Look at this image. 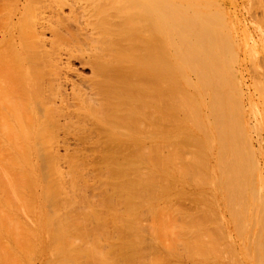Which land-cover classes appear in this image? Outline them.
<instances>
[{
	"label": "bare ground",
	"instance_id": "obj_1",
	"mask_svg": "<svg viewBox=\"0 0 264 264\" xmlns=\"http://www.w3.org/2000/svg\"><path fill=\"white\" fill-rule=\"evenodd\" d=\"M80 1L0 0L11 15L3 32L9 37L0 36L1 66L6 59L0 264H180L197 257L208 264L211 256L222 258L230 246L210 247L214 234L199 228L204 206L195 216L183 203H191L198 187L215 188L217 203L239 224L233 225L238 238L251 216L237 212L251 208L248 187L256 179L248 172L254 159H248L243 87L233 68L237 30L226 0ZM32 3L49 15L37 9L29 20L32 9L22 15L27 20L18 18ZM65 6L79 13L73 21L65 17L74 31L59 15ZM63 55L91 71L80 79L84 85L69 82V93L61 85L71 74ZM59 145L66 148L62 156ZM259 214L257 230L263 209ZM256 237L241 247L251 264L264 261Z\"/></svg>",
	"mask_w": 264,
	"mask_h": 264
},
{
	"label": "rangeland",
	"instance_id": "obj_2",
	"mask_svg": "<svg viewBox=\"0 0 264 264\" xmlns=\"http://www.w3.org/2000/svg\"><path fill=\"white\" fill-rule=\"evenodd\" d=\"M83 1L81 3L86 2V1H84V2ZM253 1H254L253 3H255L254 7L256 6L257 9L252 7V10L250 9L251 10L250 11L249 6H251L253 4L252 2L250 3V0H226L227 15L233 21V23L235 22L234 28H235V31L237 30L235 32L236 36L238 38L237 39L238 46H237V51H236L237 54H236V58H235L237 63H236V65L233 66V68L235 69V73L238 74L239 79L241 78L240 83H242L241 85L243 87V89H242L243 90V98L240 102V105H241L242 115L246 121L247 129L249 131V134L247 136L246 141H248L247 146H249V150L251 151V153L249 152L250 158H248V159H251V160L254 159L253 161L255 162V163L253 162L254 163L253 164L252 162L248 161L249 162L248 166H250L248 169V172L251 171L250 172L251 174L255 173L254 178L256 179V183L255 184L253 183L254 185H250L248 187V189L251 187L249 190H251V192H252V193L250 192V198L252 201L251 208L249 210H246L243 207H239L237 209V212H241L243 217H246V215L247 216L251 215V216H250V218H246L245 220H243L244 221L243 226L245 228L244 227H242V228L244 230V233L239 234V238H238V235L235 234L236 230H234L235 227L233 228V225L238 226L239 224L237 225V222H234L232 220V218L229 217L228 212L225 211L226 209L224 208V206L221 203H217V201L215 199L216 193L214 194V192H216L215 188H213L211 186H208L206 188L205 187H198L199 191L191 189L193 191V192L192 191L190 192L192 195L191 197L193 198L191 200V203H190V201H187L188 203L187 202L183 203L185 209H187V212L188 213L191 212L195 216L198 214L197 212L199 211L198 210L199 205L202 207L204 206L203 207L204 213L206 215L205 221H204V223H202V225L199 224L200 226L197 225L198 223H196V225L199 226V228L200 227L205 228V230H207L209 235L214 234V236L212 235V237H213L212 239H210L211 237H209V240L207 238L208 244L210 242V244H209L210 247H211V244H212V246L215 244L216 245V246H214L215 248L216 247L220 248V247H224V246L226 247L227 244L230 246V250L232 251V252L228 251L230 254L228 252H226L229 249V247H226V248L224 247L225 248L224 251L226 253L223 251V254H225L226 256L228 254V256L226 258L224 257L225 255H222L223 256L222 258L220 257L216 260V257L213 258L211 256L208 258L209 259L208 264H218V263L219 264H227V263L228 264H230V263L231 264H241V263L247 264L246 262H248V264H251V262L249 261V258L246 256V254L248 255L249 251L248 252L244 251V253L241 254V249H242L241 247L248 248L247 246H249V244L253 245L254 237L256 234H257V237L260 234V236L263 235V238H264V222H263V226H262L261 230H259V229L257 230V225L255 224V217L257 218L260 216L259 213L261 212L262 209H263V214H264V98L263 99L261 98V95L264 97V93H263V91H264V84H263L264 83V80H263L264 79V42H263V37L264 36L262 35V37H261L262 30H264V27H261V26H264V21L261 22V20H264V13H263V8H262V7H264V0H257L258 2L256 0H253ZM15 2L17 3V0H15ZM15 2H14V4H15ZM19 3L22 4V2H19ZM20 4H18L19 7H20ZM18 5H17V7H18ZM32 5H27L24 8V10L20 9V12H22V13L20 15H17L18 18H20V17L22 18V15L26 16V18H27V12H29L32 9L35 10V13H34V11H32V12L30 11L31 13L28 14V19L31 16H32V18H30L29 20L33 19V17L37 16L38 14L41 17L49 15V12H47V11H49L48 9H46V11H45V8H44V11L42 10V13H41L42 8H40V9L34 8V6H36L34 3H32ZM2 6H5L4 9ZM31 6L33 8H31ZM37 7H38V5H37ZM66 7L67 6L63 7L62 13L59 15L64 22H66V23L68 22V24L70 25L71 22L69 20L73 21L75 18H78L77 16H79V15L76 16L74 14V13H76L75 11L74 12H73V10L70 11L69 7L68 8H66ZM0 8L3 9V10L0 9V12L3 11L2 13H0V15H2V16H0V21H6V22H2V23L0 22L1 27L3 28V30L1 29L2 31H0V36H1V32L3 33L5 30L4 25H6L5 23H7L9 21V19H11L10 18L11 15L9 14L7 17V13H9V11H8L9 7L7 5H4V4L0 5ZM261 8H262V10H261ZM37 9L40 11L38 12ZM89 10L90 9H86L84 16L85 15L87 16V14L89 15V13H90V12L88 13ZM6 11H8V12H6ZM23 11L25 12V15L23 14ZM36 12H38L37 15H36ZM4 13H5V15H4L5 17L3 16ZM32 13H33V15H32ZM66 13H67V15H66ZM69 13H71L72 17H71V15H69ZM30 14H31V16H30ZM76 14H79V13H76ZM234 15L236 16V18ZM74 16H75V18H74ZM86 16H85V18H87ZM65 17H68V18L70 17L71 19L69 18V20L67 21L66 20L67 18H65ZM16 18L17 17L14 16L15 21H16ZM26 18L23 17L22 19L27 20ZM80 24H82V23H80ZM70 27L72 28V30H70V31H74L77 28L76 25L74 26V23L71 24ZM68 29H69V27H68ZM44 33H45V31H44ZM3 35H4V37L5 36L9 37V36L5 35L4 33H3ZM44 36H45V38L50 39L49 38V37H51L50 32L49 31L46 32ZM259 47H261V48H259ZM5 60H2V62H3L2 66L0 64V76H3L5 74L3 72L4 66H5V65L3 66V64H4ZM67 62L69 63L68 66L71 70V74H69L70 71H69V73L67 72V74L64 75L66 77L65 80H64L63 76L61 77V85L63 88H65L66 93H69L70 92L69 90H71V89H69L71 87L69 85V82L74 83L76 81L77 82L79 81V83H80V79L85 80L86 78H89L91 76V71H90V66L88 65L89 66L88 67L87 65H84V63L82 64V61L79 60L78 58H72L69 60V59H67V57L65 55L61 56L62 66H66ZM254 67H255V69H254ZM258 74H259V76H258ZM258 78H260V79L258 80ZM258 81H261V84ZM77 82L74 84L78 85L79 83L77 84ZM81 82H83V80ZM80 84L84 85L83 83H80ZM258 84H259L260 88L263 85L262 86L263 91L260 90L261 93L258 92L259 91L258 90L259 89ZM239 100H240V98H239ZM247 100H248V102H247ZM246 103H248V104H246ZM249 105H250V107H249ZM61 137L62 136L60 134V138ZM68 143H69V147H68L69 152H72L73 148L75 147V140L74 139H73V141L69 140ZM65 149H66L65 147H63L62 145H59L58 152L60 153L61 156L64 155ZM181 153H182V151H181ZM253 165H254V167H253ZM63 168L65 169V165L63 166ZM182 186H186V185L183 184ZM203 188L205 190H203ZM253 188L256 189V190L255 189L254 190L257 191V194H255L253 192V190H252ZM87 193L89 195H92L91 190H88ZM195 193H197L196 196H195ZM201 194L205 195V196H200ZM259 196L261 197V199ZM256 197H258L257 199L259 200L260 203L258 201H256ZM201 202H203V203L206 202L205 203L206 205H204ZM254 205H255V207H254ZM242 208H243V210H245L244 212L241 210ZM209 209L213 213H215V214H213V216H211L212 212H210ZM223 211H225L226 213ZM252 211H253V213H252ZM244 214H246V215H244ZM214 216H215V218H214ZM210 217H212V219ZM21 218H23V216ZM25 218L27 219V217H25ZM26 219L23 218L22 220L23 221L25 220L24 222L26 223ZM251 220H253V221H251ZM29 221L32 222V220L31 219L28 220V225L30 224L31 226H33V222L31 223ZM196 221L200 222L198 220H196ZM250 224H252L253 226L255 225V226L252 227V225L250 226ZM197 226H196V229H197ZM250 228H252V230ZM250 230H251V232H250ZM256 231H259L258 232L259 234ZM249 232H250V234H249ZM248 234H249V236H248ZM215 236H216V239H215ZM259 237L257 239H255L257 241L256 244L258 245L259 248H262L264 245L263 244L264 241L262 239L263 243H262V247H260L259 246V242H260ZM241 238L243 241L241 240ZM214 239H215V242H214ZM161 252L164 253V250L161 249ZM232 253H233V255H232ZM234 255L236 258L234 257ZM232 256H233V258H232ZM197 258H198V260H196V261L193 259H191V261H190V259H187V258L184 259L183 258V260L181 261L180 264H183L185 262L187 264H189L193 261H195L193 263H197V264H200V263H198L200 261L203 262V259L201 260V258H199V257H197ZM197 258H195V259H197ZM241 258H244V261ZM236 259H238L239 261ZM35 260L36 261H34L35 262L34 264H40V262H41V264H44L43 260H41V259H35ZM39 260H41V261H39ZM216 261H217V263H216ZM172 264H174V263H172ZM258 264H264V261H262L261 263H258Z\"/></svg>",
	"mask_w": 264,
	"mask_h": 264
}]
</instances>
